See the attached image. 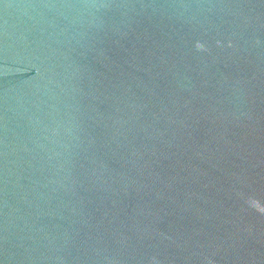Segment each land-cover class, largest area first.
Masks as SVG:
<instances>
[{
	"label": "water",
	"instance_id": "water-1",
	"mask_svg": "<svg viewBox=\"0 0 264 264\" xmlns=\"http://www.w3.org/2000/svg\"><path fill=\"white\" fill-rule=\"evenodd\" d=\"M0 264H264V0H0Z\"/></svg>",
	"mask_w": 264,
	"mask_h": 264
}]
</instances>
